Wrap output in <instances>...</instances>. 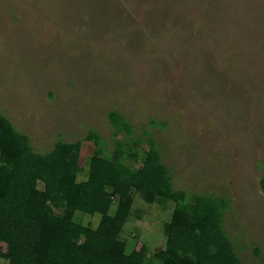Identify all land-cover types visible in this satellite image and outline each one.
Here are the masks:
<instances>
[{"label": "rangeland", "instance_id": "obj_1", "mask_svg": "<svg viewBox=\"0 0 264 264\" xmlns=\"http://www.w3.org/2000/svg\"><path fill=\"white\" fill-rule=\"evenodd\" d=\"M113 111L129 136L112 137ZM0 114L38 154L79 141L77 181L95 150L151 139L173 190L226 197L238 258L264 264V0H0ZM171 207L134 194L125 251L161 249Z\"/></svg>", "mask_w": 264, "mask_h": 264}, {"label": "trees", "instance_id": "obj_2", "mask_svg": "<svg viewBox=\"0 0 264 264\" xmlns=\"http://www.w3.org/2000/svg\"><path fill=\"white\" fill-rule=\"evenodd\" d=\"M108 123L112 137L131 134V126L117 112L108 113ZM84 140L102 146L92 130ZM139 140L115 141L111 157L100 156L101 150H95L85 179L77 181L79 141L56 140L50 151L38 154L28 137L0 114V261L242 264L222 229L229 207L226 197L187 196L173 190L170 171L162 164L155 143L148 138L147 149L139 155ZM138 160L140 166L135 167ZM134 194L147 205H172L169 220L161 228L163 247L150 257L145 244L127 253L119 238ZM75 212L99 215L97 225L92 228L75 223Z\"/></svg>", "mask_w": 264, "mask_h": 264}, {"label": "water", "instance_id": "obj_3", "mask_svg": "<svg viewBox=\"0 0 264 264\" xmlns=\"http://www.w3.org/2000/svg\"><path fill=\"white\" fill-rule=\"evenodd\" d=\"M261 189L264 192V181L261 183Z\"/></svg>", "mask_w": 264, "mask_h": 264}]
</instances>
